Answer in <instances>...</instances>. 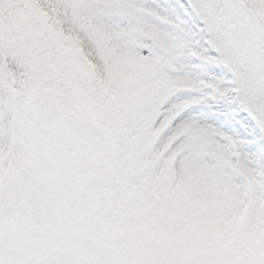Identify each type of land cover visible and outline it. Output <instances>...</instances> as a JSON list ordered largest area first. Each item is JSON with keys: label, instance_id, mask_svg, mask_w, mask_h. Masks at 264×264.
I'll use <instances>...</instances> for the list:
<instances>
[{"label": "snow or ice", "instance_id": "1", "mask_svg": "<svg viewBox=\"0 0 264 264\" xmlns=\"http://www.w3.org/2000/svg\"><path fill=\"white\" fill-rule=\"evenodd\" d=\"M0 264H264V0H0Z\"/></svg>", "mask_w": 264, "mask_h": 264}, {"label": "rangeland", "instance_id": "2", "mask_svg": "<svg viewBox=\"0 0 264 264\" xmlns=\"http://www.w3.org/2000/svg\"><path fill=\"white\" fill-rule=\"evenodd\" d=\"M195 249L206 255L223 256L231 250V241L210 226L200 229Z\"/></svg>", "mask_w": 264, "mask_h": 264}]
</instances>
